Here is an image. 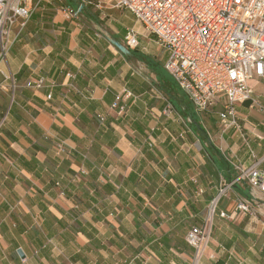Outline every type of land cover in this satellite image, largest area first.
I'll list each match as a JSON object with an SVG mask.
<instances>
[{"label":"crops","instance_id":"0c3cea01","mask_svg":"<svg viewBox=\"0 0 264 264\" xmlns=\"http://www.w3.org/2000/svg\"><path fill=\"white\" fill-rule=\"evenodd\" d=\"M79 1L34 0L2 66L19 89L0 119V154L17 167L0 157V264H190L186 234L220 186L238 177L235 167L262 161L264 170V115L240 104L243 134L224 130L223 103L196 111L134 15ZM69 5L77 18L60 12ZM130 29L140 46L127 57L112 42ZM42 75L58 86L24 88ZM72 82L83 96L68 91ZM256 95L264 106V90ZM117 96L121 115L111 109ZM240 199L253 215H217L202 264H264V193L244 178L221 210L233 213Z\"/></svg>","mask_w":264,"mask_h":264},{"label":"built area","instance_id":"2783aa9c","mask_svg":"<svg viewBox=\"0 0 264 264\" xmlns=\"http://www.w3.org/2000/svg\"><path fill=\"white\" fill-rule=\"evenodd\" d=\"M34 0H0V88L13 93L15 102L19 89L14 75L5 74V63L13 42L20 37L34 13ZM97 10L106 6L126 10L135 16L137 23L155 37L166 54L164 68L175 85L200 113H207L223 103L220 126L243 134V125L238 106L247 102L252 109L264 115V106L249 85L252 79L264 80V0H85ZM80 7V6H79ZM60 12L67 18H77L79 11L72 6H63ZM123 44L130 50L137 49L139 33L130 29ZM58 86L46 76L28 82L25 89L39 92L52 91ZM68 91H76L74 82ZM52 93L47 101L52 99ZM162 97V95H161ZM117 96L112 106L121 115L124 111ZM103 128L107 115H99ZM0 157L12 168H17L9 156ZM258 161L248 169L235 167L238 177L224 183L210 200L203 222L192 227L186 234V242L194 251L190 264H202L213 239L215 218L231 219L235 215H253L251 200L240 199L233 213L221 210V203L239 180L247 179L251 188L264 193V170ZM47 245L58 251L51 240ZM215 260L214 254L209 257Z\"/></svg>","mask_w":264,"mask_h":264},{"label":"rangeland","instance_id":"374dc122","mask_svg":"<svg viewBox=\"0 0 264 264\" xmlns=\"http://www.w3.org/2000/svg\"><path fill=\"white\" fill-rule=\"evenodd\" d=\"M2 80L3 79L0 75V82H2ZM252 85L254 86L256 93L263 92L264 90L263 85L257 80H252ZM12 100H13V93H11V91H5L4 89L0 88V119H2L8 112ZM16 103H17V94H16L15 102H13L12 112L14 107L16 106Z\"/></svg>","mask_w":264,"mask_h":264},{"label":"water","instance_id":"95a60500","mask_svg":"<svg viewBox=\"0 0 264 264\" xmlns=\"http://www.w3.org/2000/svg\"><path fill=\"white\" fill-rule=\"evenodd\" d=\"M71 2H74L76 5L80 6L81 8L82 3L79 0H70ZM112 45L116 46V48L125 56L130 57L131 55V50H129L124 44H122L121 42L115 41L112 42ZM18 254L21 258L25 259L26 256L24 255L23 251L21 249L18 250Z\"/></svg>","mask_w":264,"mask_h":264}]
</instances>
